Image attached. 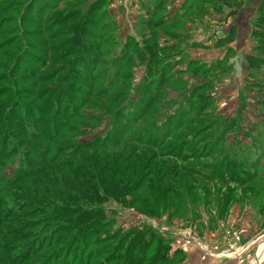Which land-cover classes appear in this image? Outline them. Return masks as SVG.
<instances>
[{
    "label": "rangeland",
    "instance_id": "1",
    "mask_svg": "<svg viewBox=\"0 0 264 264\" xmlns=\"http://www.w3.org/2000/svg\"><path fill=\"white\" fill-rule=\"evenodd\" d=\"M168 1L0 0V264H264V18Z\"/></svg>",
    "mask_w": 264,
    "mask_h": 264
},
{
    "label": "trees",
    "instance_id": "2",
    "mask_svg": "<svg viewBox=\"0 0 264 264\" xmlns=\"http://www.w3.org/2000/svg\"><path fill=\"white\" fill-rule=\"evenodd\" d=\"M194 0H192V3L190 4V7H189V12L191 13V14H189L192 18L193 17H196V15H200V13H197V12H194L195 11V6H194ZM214 2H217V3H219V5L218 6H229V7H231V6H235L236 5V7L237 8H241L242 7V5H243V2L242 1H239V0H215ZM168 3V2H167ZM158 4V3H157ZM156 5V4H155ZM161 6V5H160ZM193 13H195V14H193ZM258 13L261 15V18H264V1H263V3H262V5L260 6V8L258 9ZM158 25H161V23H157ZM156 24V26H158ZM257 27V26H256ZM233 33L231 34V36L228 38V40H226L228 43H232V41H233ZM252 37L254 38V40L257 42V44H258V47H257V49H256V52L258 53V54H264V29H257V28H255L254 30H253V33H252ZM226 41H221L220 40V42H218L219 44V46H221V43L222 42H224V43H227ZM173 49H175V48H173ZM180 57V56H179ZM247 60H248V68L250 69V70H259L263 65H262V62H260V61H258V58H257V56H253V55H249L248 57H247ZM53 125H55L56 126V123H54ZM81 151H83V153H85L83 156V159L85 160V161H88V159H87V157H86V153L87 152H85V149H81ZM51 165V164H50ZM53 165H54V163H53ZM55 167H57V164L55 165ZM61 171L60 172H65V170H63L64 168H63V166L62 167H60L59 168ZM21 172V171H20ZM24 172H26V171H24ZM33 172V171H32ZM73 172H78L77 170H74ZM65 263H67V262H65Z\"/></svg>",
    "mask_w": 264,
    "mask_h": 264
},
{
    "label": "crops",
    "instance_id": "3",
    "mask_svg": "<svg viewBox=\"0 0 264 264\" xmlns=\"http://www.w3.org/2000/svg\"><path fill=\"white\" fill-rule=\"evenodd\" d=\"M174 0H169L167 3V7L166 8H170V5L173 3ZM177 0L174 1L175 5L179 4V1L176 2ZM188 2L185 4H183L180 9L177 10V12L174 13V15H176L177 13H181L182 16H187L186 13L188 10H185V8L187 7L188 3L191 0H187ZM264 0H244V5L243 7L240 9V11L233 15L232 17H230L229 21L233 23L234 28L236 29V33L237 35H239L237 37V41H239L240 36H243L242 32L245 33H250L252 29L251 25H253V21L258 13V9L260 8V6L262 5ZM250 23V24H248ZM247 26H246V25ZM219 40H222V38H220ZM247 43V42H246ZM249 56V55H248Z\"/></svg>",
    "mask_w": 264,
    "mask_h": 264
}]
</instances>
